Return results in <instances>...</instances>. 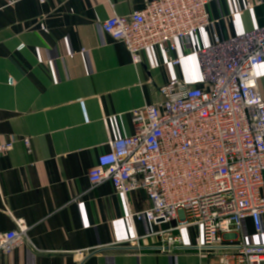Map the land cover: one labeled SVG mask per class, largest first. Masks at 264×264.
<instances>
[{
	"label": "crops",
	"instance_id": "obj_1",
	"mask_svg": "<svg viewBox=\"0 0 264 264\" xmlns=\"http://www.w3.org/2000/svg\"><path fill=\"white\" fill-rule=\"evenodd\" d=\"M145 2L0 0V143L14 142L0 155V233L16 228L14 218L29 226V243L0 264L218 262L196 249L163 251L161 232L178 220L150 221L146 192L125 197L110 181L93 187L88 176L98 156L110 151V140L132 133V111L161 101L160 86L170 80L200 85L198 58L184 54L180 42V67L159 47L135 65L103 32L105 20L132 14ZM209 12L219 20L215 33L199 32L196 49L215 36L228 40L264 26V0H216ZM257 75L264 98V63ZM243 228L247 243L264 244V224L258 233L247 218ZM172 232L187 246L201 240L197 226Z\"/></svg>",
	"mask_w": 264,
	"mask_h": 264
},
{
	"label": "built area",
	"instance_id": "obj_2",
	"mask_svg": "<svg viewBox=\"0 0 264 264\" xmlns=\"http://www.w3.org/2000/svg\"><path fill=\"white\" fill-rule=\"evenodd\" d=\"M215 1L146 0L142 9L102 23L135 65L159 47L171 66L180 67V42L184 54L198 58L201 80L160 86L161 101L132 111V133L110 140V151L98 156L88 176L93 187L110 181L125 197L146 192L152 207L144 215L150 221L178 220L161 232L167 236L163 251L196 249L214 254L216 264H264V244L247 243L243 236L247 218L258 233L264 224V98L257 75L264 63V26L228 40L215 36L210 46L196 49L199 32L215 33L219 20L209 12ZM13 147V141L0 143V155ZM14 222V230L0 233V261L29 243L27 222ZM193 226L201 230L196 246L172 232Z\"/></svg>",
	"mask_w": 264,
	"mask_h": 264
}]
</instances>
